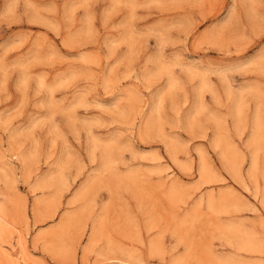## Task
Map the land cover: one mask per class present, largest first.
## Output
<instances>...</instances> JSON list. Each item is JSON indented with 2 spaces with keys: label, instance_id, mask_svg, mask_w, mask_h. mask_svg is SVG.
Listing matches in <instances>:
<instances>
[{
  "label": "rangeland",
  "instance_id": "1",
  "mask_svg": "<svg viewBox=\"0 0 264 264\" xmlns=\"http://www.w3.org/2000/svg\"><path fill=\"white\" fill-rule=\"evenodd\" d=\"M3 163L0 264H264V0H0Z\"/></svg>",
  "mask_w": 264,
  "mask_h": 264
},
{
  "label": "bare ground",
  "instance_id": "2",
  "mask_svg": "<svg viewBox=\"0 0 264 264\" xmlns=\"http://www.w3.org/2000/svg\"><path fill=\"white\" fill-rule=\"evenodd\" d=\"M241 99V98H240ZM240 103V102H239ZM241 105V104H240ZM239 111H240V109H239V106H238V103L235 105V109L233 110V116H234V120H236V123L239 121V116H240V114H239ZM258 120V119H257ZM257 124V123H256ZM259 128H260V126H258ZM257 128V127H256ZM257 131H260V130H258L257 129ZM260 133V132H259ZM253 140L251 141L252 143L254 142V144L255 143H257L256 142V140L258 139V134H257V132H255V133H253ZM257 138V139H256ZM21 155V160L23 161V160H27V156L26 155H24L23 153L22 154H20ZM202 157V156H201ZM224 159V158H223ZM64 161V160H63ZM256 161V158L254 157V158H252V166L251 167H253L251 170H250V173H251V175H253L254 174V167H255V162ZM35 162V161H34ZM205 162V161H204ZM24 163V162H23ZM66 163V162H65ZM6 163H3L2 165H4V166H2V165H0V173H1V175L2 176H5V178H7V177H9V175L8 174H10V173H8L9 171H11V169H6V167L5 166H7V165H5ZM64 164V163H63ZM26 165V164H25ZM9 166V165H8ZM28 166V165H27ZM201 170H202V172L201 173H203V172H206V170H205V167H206V164L205 163H203L202 162V164H201ZM26 168V167H25ZM200 170V171H201ZM205 170V171H204ZM239 175H241V174H239ZM11 176V175H10ZM14 176V175H13ZM1 177V176H0ZM15 177V176H14ZM8 179V178H7ZM7 179H6V181H7ZM9 179H10V177H9ZM8 179V180H9ZM57 179V180H56ZM56 179L55 178H52V177H49V176H45V177H40L39 179H38V185H40V186H45V185H52V184H54V182H56L57 181V183H59V184H61L63 181H64V178H63V176H61L60 175V177L58 176V177H56ZM0 180H1V178H0ZM56 180V181H55ZM10 181V180H9ZM9 181H7V184H8V182ZM56 183V184H57ZM16 184V183H15ZM55 185V184H54ZM1 195H2V193L0 192V233L3 231L4 232V229H5V227H6V225L9 223L8 222V220L6 219V206H5V204H4V202H3V200H2V198H1ZM80 195H82V192L80 193ZM79 195V196H80ZM10 200V199H9ZM8 214V213H7ZM51 217H53V214L52 215H49V216H47L46 218L48 219V218H51ZM45 218V219H46ZM11 229V228H10ZM94 230V227H92V231ZM10 233V232H9ZM20 235V234H19ZM23 236V235H22ZM26 239H24L23 237H21L20 236V238H19V240H17L18 241V244H19V247H20V249H19V251H18V256L17 257H15V259H13L12 258V256H11V254H12V252H11V250H7V253H5V254H7V256H8V258H10V260H11V263L12 264H27V262L30 260V258H29V248H28V246H27V244H26V241H25ZM10 247H12V248H14L13 247V245L12 246H10ZM13 251V250H12ZM0 252L2 253V251L0 250ZM16 253V252H15ZM3 254V253H2ZM10 260H9V262H10ZM10 263V264H11Z\"/></svg>",
  "mask_w": 264,
  "mask_h": 264
}]
</instances>
